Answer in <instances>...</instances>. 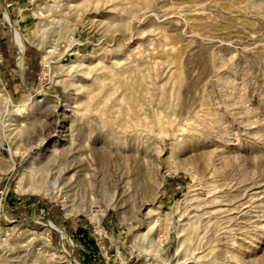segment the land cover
<instances>
[{
	"label": "rangeland",
	"instance_id": "1",
	"mask_svg": "<svg viewBox=\"0 0 264 264\" xmlns=\"http://www.w3.org/2000/svg\"><path fill=\"white\" fill-rule=\"evenodd\" d=\"M0 264H264V0H0Z\"/></svg>",
	"mask_w": 264,
	"mask_h": 264
},
{
	"label": "bare ground",
	"instance_id": "2",
	"mask_svg": "<svg viewBox=\"0 0 264 264\" xmlns=\"http://www.w3.org/2000/svg\"><path fill=\"white\" fill-rule=\"evenodd\" d=\"M12 164L15 165V162L12 160Z\"/></svg>",
	"mask_w": 264,
	"mask_h": 264
}]
</instances>
